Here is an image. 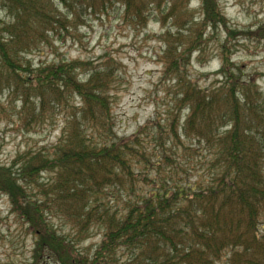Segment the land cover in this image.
Instances as JSON below:
<instances>
[{"label": "trees", "instance_id": "16d2710c", "mask_svg": "<svg viewBox=\"0 0 264 264\" xmlns=\"http://www.w3.org/2000/svg\"><path fill=\"white\" fill-rule=\"evenodd\" d=\"M212 1L202 0L205 22L226 31ZM177 2L0 0V95L19 102L26 132L46 122L63 124L54 146L0 165V195L34 236L29 264H218L224 257L226 264H264V92L243 79L240 67L236 77L224 56L223 77L200 87L181 73L187 65L174 54L182 29L174 38L167 31L172 107L165 119L118 138L111 60L33 65L28 59L66 23L58 7L75 17L77 3L92 11L118 4L133 26L152 19L180 28L189 16ZM193 27L183 24L189 33ZM231 36L226 31V41ZM194 149L204 156L193 181L195 168L184 166L193 162ZM111 198L122 208L114 209ZM55 218L79 240L98 227L100 244L92 253L79 251L58 235Z\"/></svg>", "mask_w": 264, "mask_h": 264}, {"label": "rangeland", "instance_id": "374dc122", "mask_svg": "<svg viewBox=\"0 0 264 264\" xmlns=\"http://www.w3.org/2000/svg\"><path fill=\"white\" fill-rule=\"evenodd\" d=\"M79 0H77L78 2ZM225 23L232 33L226 41V31L221 24L216 30L205 22L202 0H178L177 8L187 10L180 28L171 23L149 19L143 27L133 26L124 20L118 4L106 10L92 11L76 4L73 17L61 7L57 11L67 21L57 27L50 45L39 48L28 59L33 65L58 60L100 62L109 59L115 65V87L112 115L114 132L118 138L129 137L137 129L156 117L165 119L172 107V82L165 71L166 32L176 36V57L186 63L185 73L200 87L214 84L221 74L224 56L236 77L240 67L243 79H252L264 92V0H214ZM214 1L209 7L214 6ZM0 16L3 14L0 12ZM153 16V15H152ZM192 21L194 30L187 32L183 24ZM202 27V28H198ZM188 33V34H187ZM223 47V48H222ZM224 52L227 54L225 55ZM223 54V55H222ZM228 56V57H227ZM223 57V58H222ZM180 60V61H181ZM182 62V63H183ZM17 101L10 102L4 91L0 95V165L9 167L13 161L27 152L54 146L61 137V121L46 122L36 129L25 131L19 120ZM192 147H197L192 144ZM194 160L184 168L196 179L198 164H203L204 150L194 149ZM202 156V157H201ZM110 205L121 209L120 199L111 198ZM10 212V202L0 195V264H29L34 236L26 233V227ZM58 235L75 244L83 253H92L100 244L102 231L94 227L85 240H79L70 226L52 219ZM225 257L218 264H226ZM42 264H57L46 260Z\"/></svg>", "mask_w": 264, "mask_h": 264}]
</instances>
